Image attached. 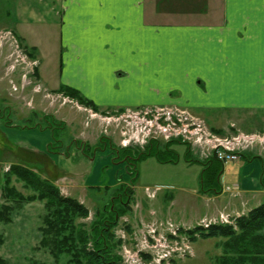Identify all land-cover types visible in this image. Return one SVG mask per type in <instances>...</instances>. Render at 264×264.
I'll use <instances>...</instances> for the list:
<instances>
[{
    "label": "crops",
    "instance_id": "crops-1",
    "mask_svg": "<svg viewBox=\"0 0 264 264\" xmlns=\"http://www.w3.org/2000/svg\"><path fill=\"white\" fill-rule=\"evenodd\" d=\"M14 5L23 46V30L44 39L56 33L58 74L46 91L74 89L104 112L178 106L209 120L216 133L264 134V0H14ZM24 50L37 62L40 82V51L37 46ZM90 123L94 128V120ZM247 126L254 130H244ZM1 130L12 145L10 156L19 151L24 159L44 163L41 172L29 169L55 184L65 179L70 187L71 175L51 171L57 159L46 152L47 130L32 128L20 136ZM242 158L248 161L240 169L238 161L229 170L228 163L212 159L202 164L201 182L206 174L211 185L201 186L202 194L211 201L225 192L232 197L203 218L240 216L264 203L259 200L264 146L255 145ZM230 170L234 177L239 172L240 180L221 184ZM175 223L192 228L185 221Z\"/></svg>",
    "mask_w": 264,
    "mask_h": 264
},
{
    "label": "rangeland",
    "instance_id": "rangeland-1",
    "mask_svg": "<svg viewBox=\"0 0 264 264\" xmlns=\"http://www.w3.org/2000/svg\"><path fill=\"white\" fill-rule=\"evenodd\" d=\"M14 7V0H0V196L2 176L11 166L8 161L12 160L27 168L33 166L40 172L45 166L40 161L31 162L24 159L22 153H18L17 150H14L17 153L14 152V155L10 156L8 150L12 151V145L6 133L1 130V126L10 128L16 132V136H20V132L29 130L22 127L34 124L42 115H47V122L52 127L43 130H47L51 138L46 152L48 157L57 159V163L51 166V171L71 175L73 178L68 188L64 186L65 179H60L53 185L63 197L75 198L88 209V216L84 219L78 218L76 223L88 230L92 223L98 224L102 218L110 223L113 215L109 214V211L113 208L116 211L121 210L119 202L125 201L123 193L128 190L133 192V201L130 204L132 212L118 216L116 225L111 229L114 239L118 241L114 253L120 258V264H157L156 259L161 252L171 253L162 264H218L217 259L224 252L223 239L197 238V241L187 243L183 238L185 234L181 233L188 228L175 223L185 221L186 225L193 227L212 207L224 208L232 200L230 192L223 193L213 201L209 198L211 196L202 194L201 186L204 190L211 187L206 182V174L203 177L204 184L201 182L202 164H208L210 159L214 161L211 153L208 155L205 152L203 155L201 148H197L196 151L195 147L190 146L192 150L190 149L189 155L188 143H172L169 145V153L161 154L162 160L169 162H160L153 155L144 157L136 162L135 176L131 166L127 168L123 163L116 164L117 155L112 154L109 145L99 144V140L103 138V141L110 142L120 151L125 149L121 146L123 137L120 132L123 131L125 120L132 121L134 114L126 113L125 110L94 112L61 93L46 91L45 87L52 86L58 74V62L54 60L55 46L57 47L56 33L55 31L47 33L48 36L44 39L41 33L33 30L29 33L30 28L22 29L26 33L24 46L29 50L32 46H37L40 51L39 82V75L36 72L38 64L27 56L16 31ZM6 30L11 32L17 42L14 43ZM130 110L135 111L138 108ZM117 117L118 125L112 120L106 124L108 118ZM91 120H94V128L90 126ZM60 122L64 125L61 126ZM5 123L12 126H5ZM205 125L210 130L209 127L212 125L209 120ZM243 129L254 130L250 126ZM216 134L222 137L237 135L231 132ZM24 137L27 138L28 135ZM145 140L142 145L135 142L128 148L146 151L145 146L150 142L154 144L153 146L157 143L161 148L169 143L160 137ZM82 144L86 146L85 149L81 148ZM254 148L255 146L240 150L239 155ZM198 153L202 156H197ZM118 160L121 161V158ZM237 161V168L240 169L248 160L242 158L235 162ZM235 162L228 163L226 168L229 170L231 163ZM230 171L226 180L221 177V184L222 182L228 184L234 179L240 180L239 172L234 177V171ZM11 183L19 192L25 195L30 193L24 190L20 183H16L14 178ZM259 200L264 202V196ZM44 213L43 202L35 201L25 204L12 223L0 224V234L4 237V242L0 246V257L6 264H68L67 255L60 256L55 262L47 250L38 247L40 240L38 227L42 224ZM220 216L222 215L218 218H203L196 226L203 221L207 223L218 221ZM153 222L163 224L160 230H156V239L160 238L162 242L160 248H155L154 239L147 234L148 227ZM167 223L179 228L175 238L169 237L165 225Z\"/></svg>",
    "mask_w": 264,
    "mask_h": 264
},
{
    "label": "trees",
    "instance_id": "trees-1",
    "mask_svg": "<svg viewBox=\"0 0 264 264\" xmlns=\"http://www.w3.org/2000/svg\"><path fill=\"white\" fill-rule=\"evenodd\" d=\"M27 56L32 59L30 54ZM56 93H61L94 112L101 110L74 89L61 86ZM122 110L118 109L120 112ZM47 121L48 116L42 115L36 123L22 128L50 129L52 125ZM59 124L64 125L63 122ZM5 126L12 124L5 123ZM101 143L109 145L112 154L117 155L116 164L123 163L127 168L131 166L135 176L136 162L150 155L155 156L160 162L167 161L162 160L161 154H168L169 145L175 142L166 143L163 148L157 143L153 146L154 144L150 142L145 146L146 151L135 148H125L120 151L110 142L103 141V138L99 140V144ZM81 148L85 149L86 146L82 144ZM119 157L121 161L118 160ZM12 178L30 193L25 195L19 192L12 185ZM2 179L0 224L12 223L25 204L43 202L45 213L42 224L38 227L40 233L38 247L47 250L55 262L65 254L68 256V264H120V258L114 253L118 241L114 239L111 229L116 225L118 216L132 212L131 190L125 191L122 195L125 196V201L119 202L121 210L116 211L113 208L109 211V214L113 215L110 223L102 218L98 224L92 223L88 230L76 223L78 218L84 219L88 216V209L75 198L63 197L50 180L42 179L36 172L19 164L11 165ZM230 220L229 224H210L207 228L196 226L183 233L191 242L197 241V238L223 239L224 252L218 257V264H264V203L252 208L246 214L231 217ZM3 242L4 237L0 234V246ZM0 264H6L1 257Z\"/></svg>",
    "mask_w": 264,
    "mask_h": 264
},
{
    "label": "built area",
    "instance_id": "built-area-1",
    "mask_svg": "<svg viewBox=\"0 0 264 264\" xmlns=\"http://www.w3.org/2000/svg\"><path fill=\"white\" fill-rule=\"evenodd\" d=\"M7 33L14 43L17 42L10 32ZM22 61L25 62L24 59ZM125 111L126 113L130 112L134 114V117H132V121L125 120L123 131L120 132L123 137V140H121V146L123 147L131 143L135 144V142L142 145L147 138L160 137L166 142L173 140L181 141L195 148H201L203 155L205 152L208 155L211 153L210 155L216 161L226 164L238 160L240 150H245L255 145L264 146V134L236 133L237 135L222 137L209 130L199 117L193 115L187 109L178 106L142 108L135 111L127 109ZM111 120L118 125V117L108 118L106 124H109ZM219 218L218 221H214L213 223L203 221L200 226L207 228L210 224H229L231 222L228 216H220ZM162 225V223L153 222L148 227L147 234L154 239L155 248L162 247L161 239H156V230H160ZM165 225L167 226L169 237L175 238L179 228L171 223ZM183 236L187 243H191L186 235ZM170 254L168 252H161L156 259L157 264H162V261L168 259Z\"/></svg>",
    "mask_w": 264,
    "mask_h": 264
},
{
    "label": "flooded vegetation",
    "instance_id": "flooded-vegetation-1",
    "mask_svg": "<svg viewBox=\"0 0 264 264\" xmlns=\"http://www.w3.org/2000/svg\"><path fill=\"white\" fill-rule=\"evenodd\" d=\"M122 164V163H121Z\"/></svg>",
    "mask_w": 264,
    "mask_h": 264
}]
</instances>
